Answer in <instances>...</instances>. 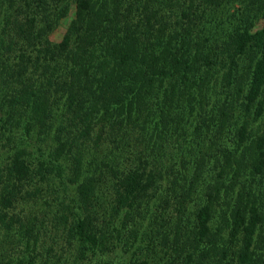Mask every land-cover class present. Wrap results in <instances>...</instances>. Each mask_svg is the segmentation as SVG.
<instances>
[{
  "label": "trees",
  "instance_id": "16d2710c",
  "mask_svg": "<svg viewBox=\"0 0 264 264\" xmlns=\"http://www.w3.org/2000/svg\"><path fill=\"white\" fill-rule=\"evenodd\" d=\"M224 1L0 0V264H264V0Z\"/></svg>",
  "mask_w": 264,
  "mask_h": 264
},
{
  "label": "rangeland",
  "instance_id": "374dc122",
  "mask_svg": "<svg viewBox=\"0 0 264 264\" xmlns=\"http://www.w3.org/2000/svg\"><path fill=\"white\" fill-rule=\"evenodd\" d=\"M241 2L242 0H225L219 8H217L216 10H213L210 13L211 15H208L209 17L207 18V23L210 29L216 31L217 35H223L224 32L232 30L236 24V20L233 17H235L238 13H240V9L242 7ZM71 18L72 17L69 16L68 18L64 19L60 23L58 29H56V31L51 35L50 39L53 42H59L61 40L65 32V29L68 26ZM261 26H262V21L259 19H256L254 21V30L260 29ZM255 126H256V123L252 122L249 128L251 130H255ZM213 148H214L213 146H207V148L205 149V153L209 155L208 152L210 151L212 152ZM191 206L192 205H186L185 207L186 212L190 210ZM146 225H147V222L144 224L145 226L144 229H149V227L147 228ZM162 257H163V254L161 252H158L157 256H147V257L142 256V258H140V261L142 262L145 261V263L147 264H162L165 261V260L163 261ZM115 259H117V257H115ZM99 260L101 261L100 264H103V261L99 258H96L95 260H92V261L99 262ZM119 260H123L125 263L131 264L132 261H134V257H132L130 251H126L123 254H121V259ZM78 262L80 263V261L74 260V257H71V260L64 264H78Z\"/></svg>",
  "mask_w": 264,
  "mask_h": 264
}]
</instances>
